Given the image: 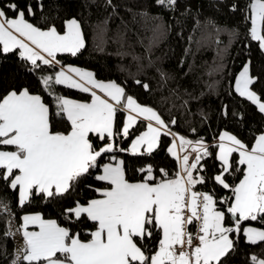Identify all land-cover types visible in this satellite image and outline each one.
<instances>
[{"label":"snow or ice","instance_id":"6c2138e0","mask_svg":"<svg viewBox=\"0 0 264 264\" xmlns=\"http://www.w3.org/2000/svg\"><path fill=\"white\" fill-rule=\"evenodd\" d=\"M155 3L174 8L177 0ZM6 8L12 18L0 2V52L15 54L18 50L20 59L31 64L32 70L59 64L58 54L75 57L86 47L75 18L64 22L61 33L54 25L42 30L28 22L26 15L35 14L32 4L20 7L10 2ZM249 8L251 39L264 51L260 27L264 0H249ZM257 79L251 76L250 65L244 64L235 91L264 113V102L250 87ZM40 83L49 95H53L54 83L89 93L90 101L55 96V116L66 122L63 131H55L53 113L41 95L28 88L0 95V182L18 191L20 207L33 198L64 205L61 215L68 225L61 226L39 213L24 215L22 259L27 264H222L234 248L230 234L242 231L251 244L264 241V230L242 228L244 222L264 219V132L256 135L250 146L236 135L221 132L214 155L219 171L210 178L194 175L204 171L201 161L213 156L209 146L202 139L193 142L175 136L157 112L126 96L123 87L99 82L92 72L71 66L62 67L54 78L42 77ZM118 111L127 113L119 129ZM138 118L149 121L147 130L127 148L121 147L117 138L128 139ZM162 135L174 136L167 151L179 164L175 178L157 180L152 166L147 165L138 169L141 179L130 181L125 161L117 153L150 156L160 146ZM176 140L180 151L187 152L190 147L195 153L191 163L189 154H177ZM235 172H240L241 178L229 183L228 176ZM161 173L168 176L164 170ZM208 179L231 195L217 201L210 192L194 190ZM82 188L97 197L81 200ZM0 210L9 211L7 205ZM229 217L232 225L226 226ZM194 223L195 235L189 231ZM77 225L83 227L88 239L73 232ZM29 226L38 230L29 231ZM153 239L156 247L149 252L148 241ZM251 259L254 264H264L255 256Z\"/></svg>","mask_w":264,"mask_h":264},{"label":"trees","instance_id":"16d2710c","mask_svg":"<svg viewBox=\"0 0 264 264\" xmlns=\"http://www.w3.org/2000/svg\"><path fill=\"white\" fill-rule=\"evenodd\" d=\"M8 17L13 13L6 8L15 2L20 7L32 4L34 15L28 22L40 29L55 26L63 32L64 22L75 18L81 25L86 47L77 56L58 54L60 65H75L91 70L98 80H112L125 89L126 96L152 108L165 121L168 130L188 140H203L212 157L201 161L204 171L199 175L212 177L219 171L214 159L216 139L221 132L236 135L251 145L256 135L264 132V113L235 91V80L244 64L250 65V74L257 77L251 90L264 102V51L250 36L249 0H177L175 7H162L155 0H0ZM235 5L236 9L232 10ZM264 34V22H261ZM58 65L32 70L31 64L20 59L17 52H0V95L13 89L28 88L41 95L49 105L54 130L63 131L66 122L55 116V96H64L88 102L90 94L78 89L53 85V95L44 90L40 79L52 76ZM139 81V83H137ZM144 85H147L145 89ZM125 112L118 111L116 127H122ZM175 121V124L172 121ZM146 123H138L126 140L117 138V144L127 148L131 139ZM98 146L99 140L92 138ZM172 135H162L160 146L150 156H131L117 153L125 161L127 178H142L139 168L151 165L157 180L174 178L179 171L176 158L167 149ZM7 150V149H5ZM161 170L168 173L163 177ZM197 172H194L196 175ZM240 172L228 176L229 183H238ZM197 192H210L217 201L230 196L227 190L214 185L211 179L197 185ZM97 197V193L82 188L81 200ZM0 264H27L22 259L23 245L20 225L22 217L39 213L45 219L56 220L67 227L61 215L64 206L56 201L33 198L24 207L18 204V191L0 182ZM218 207H223L219 206ZM232 225V218L226 226ZM264 230V219L242 224ZM82 239H88L81 225L73 228ZM194 235L197 225L189 226ZM233 250L222 264H254L253 256L264 260V241L248 243L243 232L230 234ZM156 239L148 241V251H154ZM22 246V247H20Z\"/></svg>","mask_w":264,"mask_h":264},{"label":"rangeland","instance_id":"374dc122","mask_svg":"<svg viewBox=\"0 0 264 264\" xmlns=\"http://www.w3.org/2000/svg\"><path fill=\"white\" fill-rule=\"evenodd\" d=\"M260 27H261V25H260ZM250 29H251V27H250ZM262 34V33H261ZM84 71H90L91 72V70H88V69H85V68H82ZM242 69H243V67H242ZM242 69L240 70V71H242ZM57 71H59V70H57ZM240 71H239V73H240ZM239 73H238V75H239ZM237 75V76H238ZM96 79V78H95ZM97 80V79H96ZM97 81H99V82H103V83H109V82H114V81H112V80H97ZM114 83H116V82H114ZM117 84V83H116ZM117 85H119V84H117ZM120 86V85H119ZM234 87H235V84H234ZM99 93V92H98ZM65 98H68V99H72V98H69V97H65ZM72 100H75V101H78V102H85V101H80V100H76V99H72ZM90 101V100H89ZM262 102V101H261ZM141 105V104H140ZM141 106H144V105H141ZM147 107V106H146ZM127 115V113L125 112V116ZM125 118V117H124ZM139 119V118H138ZM147 130V127L145 126V128L144 129H142L140 132H138L132 139H134L136 136H138V135H140V133H142V132H144V131H146ZM229 133V132H228ZM174 134V133H173ZM230 134V133H229ZM175 136H177V137H179L177 134H175ZM219 137V136H218ZM132 139H131V141H132ZM173 140H174V136L172 135V142L169 144V146H171V144L173 143ZM188 140V139H187ZM131 141H130V143H131ZM191 141H193V142H196L197 140H191ZM105 142H107V141H105ZM130 143H129V145H130ZM216 143H218V138L216 139ZM176 145H177V148L176 149H178V151H179V140H177L176 141ZM98 146H100V144L98 145ZM168 146V147H169ZM186 154H189V162L191 163L194 159H195V153H192L191 152V148L189 147L188 149H187V152H186ZM184 154L183 153H181L180 152V156H183ZM117 156L121 159V157L117 154ZM198 174V173H197ZM196 174V175H197ZM165 179H168V178H165ZM95 198V197H94ZM30 214H33V213H30ZM21 224H22V222H21ZM244 227H252V228H255V229H257V230H263L262 228H260V227H256V226H251V225H246V226H244ZM243 227V228H244ZM29 231H36V230H38L37 228H35L34 226H29V229H28ZM20 233L22 234V237H23V229L21 228V225H20ZM20 244H22L23 245V247H24V240H23V238H22V241L20 242ZM20 247H22V246H20Z\"/></svg>","mask_w":264,"mask_h":264},{"label":"crops","instance_id":"0c3cea01","mask_svg":"<svg viewBox=\"0 0 264 264\" xmlns=\"http://www.w3.org/2000/svg\"><path fill=\"white\" fill-rule=\"evenodd\" d=\"M9 18H12V17H9ZM42 30H46V29H42ZM62 33V32H61ZM58 65V67H59V69L58 70H61V68L62 67H68V66H71V67H78V66H75V65H60V64H57ZM78 68H80L81 70H83L82 69V67H78ZM84 71V70H83ZM71 75V74H70ZM74 78H76V79H78V77H74ZM95 78V77H94ZM98 80V79H97ZM98 94H100V95H102V93H98ZM140 119H143V118H140ZM144 120V119H143ZM145 121V123H146V126H147V124L149 123V121H147V120H144ZM154 123V122H153ZM180 137V136H179ZM177 141V140H176ZM176 151H177V154L180 156V152L181 153H183V154H186V152H182V151H180V147H179V151H178V149H176ZM182 157V156H181ZM175 178V177H174ZM195 190V189H194ZM196 191V190H195Z\"/></svg>","mask_w":264,"mask_h":264}]
</instances>
